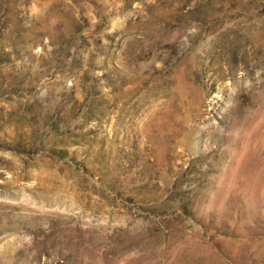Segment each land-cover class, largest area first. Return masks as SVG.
Segmentation results:
<instances>
[{
    "label": "rangeland",
    "instance_id": "obj_1",
    "mask_svg": "<svg viewBox=\"0 0 264 264\" xmlns=\"http://www.w3.org/2000/svg\"><path fill=\"white\" fill-rule=\"evenodd\" d=\"M0 264H264V0H0Z\"/></svg>",
    "mask_w": 264,
    "mask_h": 264
}]
</instances>
